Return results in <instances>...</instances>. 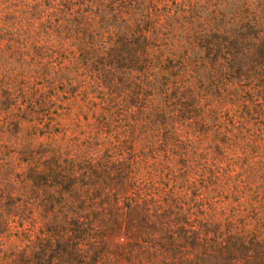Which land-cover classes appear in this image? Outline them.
<instances>
[{"label":"trees","instance_id":"obj_1","mask_svg":"<svg viewBox=\"0 0 264 264\" xmlns=\"http://www.w3.org/2000/svg\"><path fill=\"white\" fill-rule=\"evenodd\" d=\"M252 135L264 0H0V264H264Z\"/></svg>","mask_w":264,"mask_h":264},{"label":"rangeland","instance_id":"obj_2","mask_svg":"<svg viewBox=\"0 0 264 264\" xmlns=\"http://www.w3.org/2000/svg\"><path fill=\"white\" fill-rule=\"evenodd\" d=\"M251 139L256 141V145L260 149V154H264V135H252ZM111 245L117 244V237L110 238Z\"/></svg>","mask_w":264,"mask_h":264}]
</instances>
